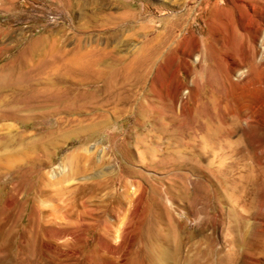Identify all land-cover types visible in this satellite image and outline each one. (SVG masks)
Returning <instances> with one entry per match:
<instances>
[{
	"label": "rangeland",
	"instance_id": "rangeland-1",
	"mask_svg": "<svg viewBox=\"0 0 264 264\" xmlns=\"http://www.w3.org/2000/svg\"><path fill=\"white\" fill-rule=\"evenodd\" d=\"M104 116L48 157L13 136ZM0 164L13 264H264V0H0Z\"/></svg>",
	"mask_w": 264,
	"mask_h": 264
},
{
	"label": "bare ground",
	"instance_id": "bare-ground-1",
	"mask_svg": "<svg viewBox=\"0 0 264 264\" xmlns=\"http://www.w3.org/2000/svg\"><path fill=\"white\" fill-rule=\"evenodd\" d=\"M132 15L133 14L131 13V16ZM106 19H107V25H111L114 28V31L111 32L109 38L110 39H117V38H119L120 35H121L120 34V29L121 28L117 24H118V22H122L123 21V19L121 18V16L116 15L114 17H108ZM116 26H118V27H116ZM155 32H156L155 35L151 36L150 38H145V42H144V50H145V53H146V55L148 57V59H146V60H148V62H151L154 59V57L159 52H161V49L168 42V39H169V36H170L167 32L156 31V30H155ZM149 33L150 32L143 33L144 34V37H148V34ZM39 50H41V48L39 46H37V45H31L30 48H29V50H27V53L30 55V58H33L36 55V53H38ZM25 66L27 67V63L25 64ZM143 77L144 76H140V78H143ZM53 78H54V76H53ZM53 78L51 79L52 84L53 83H56V84H58V83L64 84L65 82L68 81L67 78H60L59 80H56L54 82V79ZM43 82H45V81H43ZM5 85H6V83H5ZM62 94L63 95H54L53 97H52V95L51 96H46L41 101H43L46 106L51 107V109H52L51 112L58 111V110H60L62 108L65 109V111H72V110L76 109L75 107H76V104L79 103V99L76 98V97H71V96L65 95V93H62ZM111 96H113V99L114 100H118V98L119 99H122L118 95L115 96L114 94H112ZM34 99H36V98H34ZM45 105H42V106H45ZM22 119L24 121H27L29 119V117H24ZM109 124H110V119L107 116H104L102 118V121L96 122V123H94V124H92V125H90L88 127H84V129L83 128H80V127L79 128H75V129H73V128L64 129V128H61V126H57V127H54L51 131H49L47 133V135L40 136V137H32L33 135L23 134L19 130H15V134L13 136L16 137V138H18L19 140H24V139H28L29 138L26 141V143H25V140L23 141L25 143V147L27 149L29 147H32V148H29V149H31L32 152H34V154H35V152H37V153L38 152H41V153H43L44 156H47L48 157L49 155H51V150L53 148H56L57 146H59L61 144V142H65L66 140H70V139L74 138V139L77 140V142L79 144H82L90 136H96L97 134H99L100 133V132H98V129L99 128L107 127V129H108L109 128ZM85 135L87 137H85ZM6 156H8V155L5 154V159L8 158ZM20 158H22V157H20ZM38 159H40V158H38ZM41 159H43V158H41ZM6 167L7 166L2 167V165L0 164V170H1L0 172L2 173L3 170L6 169ZM34 174H39V172L37 171ZM39 191L42 193L43 192V189H41V190L39 189ZM0 196L2 197L1 193H0ZM6 209L7 208L4 205L0 209V214L3 212V210H6ZM21 210H22V208L20 209V211ZM21 212H23V211H21ZM24 216H25V214H22V216H20V218H18V220L14 221V223L11 224V225H9V226H7V225H4V226L1 225L2 224V221H1V218H0V226H2V230H0V255L2 253V250L10 243V239L13 238V237L15 238V240H14L15 248L13 250L14 253L17 254V253H19L22 250L23 246L25 245V241H23L22 238L20 236H17V235L20 234L19 231H21L22 224L24 223ZM6 217H7V215H6ZM72 220H74V219L70 218L68 220V223L70 224V222ZM73 222H71V223L75 225V222L76 221L74 223ZM84 223H86V222H84ZM81 238H82V236H81ZM78 239H80V238H78ZM82 239H84V238H82ZM86 239L87 238H85V240ZM67 244H68V242H67ZM45 247H46V249H49V250L51 249V247L48 244H45ZM0 264H13V260H12L11 256H7L5 259H1L0 258Z\"/></svg>",
	"mask_w": 264,
	"mask_h": 264
}]
</instances>
